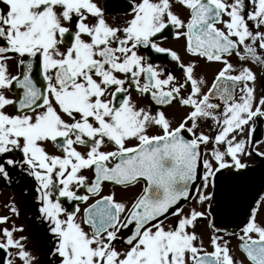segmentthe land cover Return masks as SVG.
Segmentation results:
<instances>
[{"label": "snow or ice", "instance_id": "snow-or-ice-1", "mask_svg": "<svg viewBox=\"0 0 264 264\" xmlns=\"http://www.w3.org/2000/svg\"><path fill=\"white\" fill-rule=\"evenodd\" d=\"M0 264H264V0H0Z\"/></svg>", "mask_w": 264, "mask_h": 264}, {"label": "flooded vegetation", "instance_id": "flooded-vegetation-1", "mask_svg": "<svg viewBox=\"0 0 264 264\" xmlns=\"http://www.w3.org/2000/svg\"><path fill=\"white\" fill-rule=\"evenodd\" d=\"M13 197L15 198L17 206L21 207V215L19 219L16 220V224H23L25 229L23 233H18V235L23 234L30 238L29 247H31L33 251H37V249H46V238L38 224L34 221L32 211L29 210V207L24 205L21 196L17 194L14 188L8 187L2 182H0V214H7V209L4 205ZM37 254L41 258L38 264H43L45 259L44 251H39Z\"/></svg>", "mask_w": 264, "mask_h": 264}]
</instances>
